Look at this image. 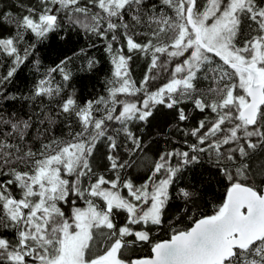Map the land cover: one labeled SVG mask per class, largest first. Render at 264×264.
Segmentation results:
<instances>
[{
  "label": "snow or ice",
  "instance_id": "snow-or-ice-1",
  "mask_svg": "<svg viewBox=\"0 0 264 264\" xmlns=\"http://www.w3.org/2000/svg\"><path fill=\"white\" fill-rule=\"evenodd\" d=\"M158 4L12 0L0 8V29L12 32L0 36V58L10 62L0 74V264H264V0ZM62 22L103 42L106 94L83 103L75 90L65 94L66 57L35 85L37 110L5 111L15 97L4 86L36 47L22 46L25 35L43 40ZM135 56L147 62L139 81ZM98 63L88 58L87 69ZM161 107L174 113L184 147L149 161L132 126ZM197 112L203 118L182 127ZM60 124L67 132L56 135ZM205 163L224 183L210 212L199 211L200 188L180 186ZM140 168L137 182L129 173ZM173 200L182 207L169 217ZM160 230L167 239H154Z\"/></svg>",
  "mask_w": 264,
  "mask_h": 264
},
{
  "label": "trees",
  "instance_id": "trees-1",
  "mask_svg": "<svg viewBox=\"0 0 264 264\" xmlns=\"http://www.w3.org/2000/svg\"><path fill=\"white\" fill-rule=\"evenodd\" d=\"M11 2L12 0H0V8H6ZM151 2L159 6L158 0H151ZM8 10L14 11L12 8H8ZM11 34V29L7 27L0 29V36ZM29 44L36 45L35 49L32 50V55L20 66L11 81L4 86L7 94L15 97L14 100L3 102L5 111L26 116L37 110L41 106L40 101L37 100L34 105L33 100L30 98L35 85L46 74L48 69L55 67L56 64L66 57H72L67 65L72 72V80L69 82V86L65 88V94L75 90L80 103L106 94L105 81L111 76L112 66L110 58L104 52L103 42L98 38L85 35L82 31L72 28L66 22H62L60 29L50 33L43 40L37 41L31 34H26L22 46L26 47ZM93 44L95 47L92 46ZM81 49L84 50V53H81ZM88 58H95L99 61L91 71L87 69ZM9 63L7 59H3L2 66H0V74H6ZM131 68L133 78L139 81L147 69V62L144 58L135 56L131 62ZM54 76L56 82L63 83L59 74H54ZM43 104L49 107L54 106L50 105L46 98L43 100ZM201 118L203 117L200 113H193L192 119L185 122L182 127H192ZM176 123L174 113L161 107L154 112L147 125L136 124L132 126L133 131L141 135L145 143L149 145L146 153L149 161L166 149L184 147L183 141L185 137L174 127ZM73 127L75 128V125ZM66 132L67 128L63 124L58 125L56 128V135ZM187 139L190 143L193 142V138L188 137ZM173 140L178 143H173ZM145 172L146 169L140 168L131 170L129 174L137 182H140L144 178ZM188 184L195 185L202 190L204 199L200 202L199 211L210 212L211 205L218 203L223 196L224 183L222 179L206 163L191 167L183 174L180 186ZM181 207L182 201L173 200L168 209V216L177 215ZM185 223L189 222L185 221ZM167 238L168 235L165 230H160L154 235V239L162 240ZM138 254L147 255L148 248L145 247L144 251Z\"/></svg>",
  "mask_w": 264,
  "mask_h": 264
}]
</instances>
